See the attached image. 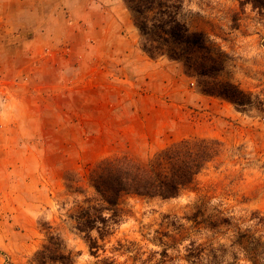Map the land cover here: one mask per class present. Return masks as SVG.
Segmentation results:
<instances>
[{
	"label": "rangeland",
	"instance_id": "rangeland-1",
	"mask_svg": "<svg viewBox=\"0 0 264 264\" xmlns=\"http://www.w3.org/2000/svg\"><path fill=\"white\" fill-rule=\"evenodd\" d=\"M177 14L250 105L150 58L124 0H0V264H34L50 237L71 264H264V11L184 0ZM193 138L226 152L175 199L123 197L91 253L65 173L119 155L147 162Z\"/></svg>",
	"mask_w": 264,
	"mask_h": 264
},
{
	"label": "trees",
	"instance_id": "trees-1",
	"mask_svg": "<svg viewBox=\"0 0 264 264\" xmlns=\"http://www.w3.org/2000/svg\"><path fill=\"white\" fill-rule=\"evenodd\" d=\"M141 37L143 52L150 58L166 57L183 65L193 76L203 94L223 98L237 107L251 104L249 95L231 83H221L222 54L215 56L206 36L191 33L177 18L184 0H124ZM239 6L250 5L258 13L264 11V0H236ZM226 152L225 145L213 138L182 139L142 162L129 155L107 157L97 162L82 177L66 172L64 181L71 193L81 196L80 205L71 217L75 229L87 239L92 251L99 240L110 235L109 224L121 218L123 197L143 199H175L190 188L197 176ZM34 264H71V257L62 251L57 238L37 251Z\"/></svg>",
	"mask_w": 264,
	"mask_h": 264
}]
</instances>
